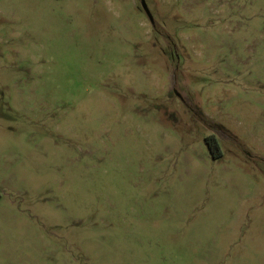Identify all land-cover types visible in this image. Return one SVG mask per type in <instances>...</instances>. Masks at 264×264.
Returning a JSON list of instances; mask_svg holds the SVG:
<instances>
[{"label":"rangeland","instance_id":"1","mask_svg":"<svg viewBox=\"0 0 264 264\" xmlns=\"http://www.w3.org/2000/svg\"><path fill=\"white\" fill-rule=\"evenodd\" d=\"M0 264H264V0H0Z\"/></svg>","mask_w":264,"mask_h":264},{"label":"trees","instance_id":"2","mask_svg":"<svg viewBox=\"0 0 264 264\" xmlns=\"http://www.w3.org/2000/svg\"><path fill=\"white\" fill-rule=\"evenodd\" d=\"M205 141H206L207 146L209 147L210 146V142L208 140H205ZM215 157H217V156H215Z\"/></svg>","mask_w":264,"mask_h":264},{"label":"flooded vegetation","instance_id":"3","mask_svg":"<svg viewBox=\"0 0 264 264\" xmlns=\"http://www.w3.org/2000/svg\"><path fill=\"white\" fill-rule=\"evenodd\" d=\"M174 91H175V90L172 91V94H174ZM174 95H175V94H174ZM175 96H176V95H175ZM177 97L180 98V96H177ZM180 99H181V98H180Z\"/></svg>","mask_w":264,"mask_h":264},{"label":"water","instance_id":"4","mask_svg":"<svg viewBox=\"0 0 264 264\" xmlns=\"http://www.w3.org/2000/svg\"><path fill=\"white\" fill-rule=\"evenodd\" d=\"M174 94H175L176 96H179L178 93H177L176 91H174Z\"/></svg>","mask_w":264,"mask_h":264}]
</instances>
